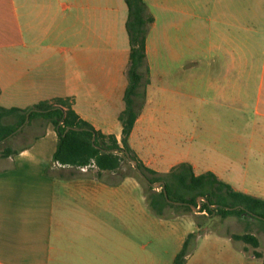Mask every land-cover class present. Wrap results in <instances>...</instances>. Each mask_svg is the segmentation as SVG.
Wrapping results in <instances>:
<instances>
[{
    "label": "crops",
    "instance_id": "obj_1",
    "mask_svg": "<svg viewBox=\"0 0 264 264\" xmlns=\"http://www.w3.org/2000/svg\"><path fill=\"white\" fill-rule=\"evenodd\" d=\"M144 1L154 22L135 154L159 173L186 162L202 174L189 154L171 161L192 125L209 168L245 162L264 177V0ZM128 16L125 0H0V106L68 98L121 144ZM51 125L0 155V264H141V181L55 162Z\"/></svg>",
    "mask_w": 264,
    "mask_h": 264
},
{
    "label": "trees",
    "instance_id": "obj_2",
    "mask_svg": "<svg viewBox=\"0 0 264 264\" xmlns=\"http://www.w3.org/2000/svg\"><path fill=\"white\" fill-rule=\"evenodd\" d=\"M125 1L129 9L127 29L131 49L127 72L129 84L124 97L125 109L119 116L123 125L122 143L119 144L114 135H105L81 119L68 98L43 101L26 109L0 106V141L13 134L26 121L28 114L29 119L43 117L54 126L57 132V146L53 155L55 162L79 167L94 160L100 171H117L122 167L124 160H129L125 154L129 152L151 182H165V189L172 201L198 205L197 198L203 196L206 201L202 202L201 212L217 213L223 218L229 215L246 214L264 220L263 198L234 189L230 184L220 180L212 171L195 175L192 165L186 162L176 165L167 173L156 172L148 168L131 148L129 136L146 102V92L141 89V86L149 82L146 76L148 72L146 40L154 17L144 0ZM143 68L145 73L142 71ZM13 115L18 118L17 124L7 122V119ZM68 128L70 130L65 133ZM94 136L95 142H93ZM18 152L16 149L6 147L0 155L8 157ZM149 189L151 192L146 195V199L157 216L171 215L167 211L169 207L181 208L185 212L192 211L189 205L170 203L165 197L163 188L157 190L149 186ZM212 205L218 206L212 207ZM177 215L180 213L178 212ZM194 236L195 233L188 235L173 264H184L189 243ZM231 237L243 241L247 246L252 245L254 248L260 246L259 238L251 232L232 234ZM253 255L261 258L264 263V256L260 251H254Z\"/></svg>",
    "mask_w": 264,
    "mask_h": 264
},
{
    "label": "rangeland",
    "instance_id": "obj_3",
    "mask_svg": "<svg viewBox=\"0 0 264 264\" xmlns=\"http://www.w3.org/2000/svg\"><path fill=\"white\" fill-rule=\"evenodd\" d=\"M17 120V116L13 115L7 119V122L17 124ZM48 124L50 122L43 117L28 119L14 134L0 141V153L6 147L15 149L29 142L37 130ZM237 126L242 129L244 124L239 120ZM192 129L191 125L190 132L182 139V146L170 152L171 161L189 154L198 163L197 172L215 170L222 176L223 181L235 189L240 191L247 189L249 191L247 193L264 197V177L260 170L247 168L245 162L209 168L208 166L214 163L205 162L204 159L212 158L213 152L196 143L197 131L193 132ZM243 153L245 155V151ZM118 171L120 175H134L143 186L139 192L143 226L141 264H173L190 233H195V236L189 243L184 264H263L262 259L253 256V253L260 251L264 256V220L246 214L223 218L217 213L207 214L193 209L185 212L176 207L167 209L171 215L159 217L150 208L146 199V195L151 192L149 185L140 177L133 164L129 160H124ZM178 212L180 215H177ZM149 229L151 231H147ZM245 232H251L259 238L258 248L247 246L243 241L231 237L232 234Z\"/></svg>",
    "mask_w": 264,
    "mask_h": 264
},
{
    "label": "water",
    "instance_id": "obj_4",
    "mask_svg": "<svg viewBox=\"0 0 264 264\" xmlns=\"http://www.w3.org/2000/svg\"><path fill=\"white\" fill-rule=\"evenodd\" d=\"M29 119V114L27 115V118H26V121ZM20 128H18L17 130H19ZM16 130V131H17ZM70 130V128H68L66 130L65 133H67L68 131ZM15 131V132H16ZM14 132V133H15ZM13 133V134H14ZM12 135V134H11ZM10 135V136H11ZM93 142H95V136L93 137ZM112 151H117V150H112ZM125 154L127 155V158L129 159V161L133 164V166L136 168L138 174L140 175V177L149 185L151 186L152 188L154 189H159V188H163V191H164V194H165V197L166 199L170 202V203H174L176 205H189L193 210L195 211H201V208H202V202L203 201H206L205 197L203 196H199L198 197V200H197V203L198 205H195V204H191V203H183V202H179V201H172L171 199H169V196L167 194V191L165 189V182L164 181H157V182H151L147 176L143 173V171L138 167V162L137 160L133 159L131 157V154L129 152H125ZM218 205H212V207H217Z\"/></svg>",
    "mask_w": 264,
    "mask_h": 264
},
{
    "label": "built area",
    "instance_id": "obj_5",
    "mask_svg": "<svg viewBox=\"0 0 264 264\" xmlns=\"http://www.w3.org/2000/svg\"><path fill=\"white\" fill-rule=\"evenodd\" d=\"M92 168H98L97 165H96V162L94 160H91L88 164H84V165L79 166V169L82 172H88Z\"/></svg>",
    "mask_w": 264,
    "mask_h": 264
}]
</instances>
